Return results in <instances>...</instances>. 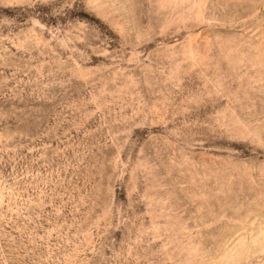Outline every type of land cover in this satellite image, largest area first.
<instances>
[{
    "label": "rangeland",
    "instance_id": "374dc122",
    "mask_svg": "<svg viewBox=\"0 0 264 264\" xmlns=\"http://www.w3.org/2000/svg\"><path fill=\"white\" fill-rule=\"evenodd\" d=\"M0 264H264V0H0Z\"/></svg>",
    "mask_w": 264,
    "mask_h": 264
}]
</instances>
